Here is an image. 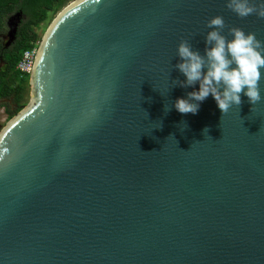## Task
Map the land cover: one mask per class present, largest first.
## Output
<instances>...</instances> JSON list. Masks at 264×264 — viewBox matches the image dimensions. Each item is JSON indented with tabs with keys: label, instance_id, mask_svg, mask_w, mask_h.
<instances>
[{
	"label": "water",
	"instance_id": "obj_1",
	"mask_svg": "<svg viewBox=\"0 0 264 264\" xmlns=\"http://www.w3.org/2000/svg\"><path fill=\"white\" fill-rule=\"evenodd\" d=\"M217 15L264 40V19L226 0L59 12L0 132V264H264V99L175 108L200 87L174 85L178 45L203 54Z\"/></svg>",
	"mask_w": 264,
	"mask_h": 264
},
{
	"label": "clouds",
	"instance_id": "obj_2",
	"mask_svg": "<svg viewBox=\"0 0 264 264\" xmlns=\"http://www.w3.org/2000/svg\"><path fill=\"white\" fill-rule=\"evenodd\" d=\"M226 7L241 19L252 15L264 19V0L259 5L254 0H226ZM207 27L211 30L206 34L203 54L187 39L178 45L177 56L181 62L175 67L186 80H175L174 85L188 87L199 83L200 87L199 91L188 93L187 99L178 98L175 108L182 114H196L200 102L210 94L223 114L228 113L233 105L239 107L242 104L241 93L256 105L264 99L260 89L264 40L255 32H245L237 26L228 27L222 15L211 18ZM226 28L232 39L223 34Z\"/></svg>",
	"mask_w": 264,
	"mask_h": 264
},
{
	"label": "trees",
	"instance_id": "obj_3",
	"mask_svg": "<svg viewBox=\"0 0 264 264\" xmlns=\"http://www.w3.org/2000/svg\"><path fill=\"white\" fill-rule=\"evenodd\" d=\"M9 1H12L13 3L12 9L16 5H19L20 8L24 9L28 13L29 17L32 16L33 18L31 22L34 24H29L26 29V33L22 37L19 57L15 62L16 66L27 49L38 46L37 44L40 43L42 35L39 30L37 31L36 25H39L40 28L41 23L46 21L50 17L51 13H58L71 0H0V5ZM11 76L12 77L9 82H0V100L3 99L4 96L10 98V102L7 100L0 103V105H9L7 109L9 114L12 113L13 106H22L30 83V74H22L21 71H17V73H14Z\"/></svg>",
	"mask_w": 264,
	"mask_h": 264
},
{
	"label": "flooded vegetation",
	"instance_id": "obj_4",
	"mask_svg": "<svg viewBox=\"0 0 264 264\" xmlns=\"http://www.w3.org/2000/svg\"><path fill=\"white\" fill-rule=\"evenodd\" d=\"M12 7V1L0 5V82H9L11 75L20 71L18 65L15 66L20 53V43L29 24L34 25L31 22L33 17H29L24 9L19 5L13 9ZM18 13L19 16L14 17ZM36 29L39 30V25H36ZM7 100L10 101V98L4 96L0 103ZM2 106L7 112L9 105Z\"/></svg>",
	"mask_w": 264,
	"mask_h": 264
},
{
	"label": "rangeland",
	"instance_id": "obj_5",
	"mask_svg": "<svg viewBox=\"0 0 264 264\" xmlns=\"http://www.w3.org/2000/svg\"><path fill=\"white\" fill-rule=\"evenodd\" d=\"M72 1V0H71ZM70 1V2H71ZM65 7V6H64ZM63 7V8H64ZM62 8V9H63ZM61 11V10H60ZM59 11V12H60ZM58 13H51L50 14V17L41 23V26L39 28V31L41 32V38H40V42L42 41V38L46 32V30L48 29L49 25L53 22V20L56 18V16L59 14ZM39 45V44H37ZM31 84L29 83V89L27 90V94L23 100V103H22V106H18V105H15L13 106L12 108V113H8V112H5L4 110V107L2 105H0V132L3 130V128L7 125V123L21 110L23 109L27 104L30 103L31 101ZM10 102V101H8ZM18 106V107H16Z\"/></svg>",
	"mask_w": 264,
	"mask_h": 264
},
{
	"label": "built area",
	"instance_id": "obj_6",
	"mask_svg": "<svg viewBox=\"0 0 264 264\" xmlns=\"http://www.w3.org/2000/svg\"><path fill=\"white\" fill-rule=\"evenodd\" d=\"M38 49H39V45L34 46L30 49H27L23 53V55H22V57L18 63V69L21 71L22 74H31L32 73V71L35 67Z\"/></svg>",
	"mask_w": 264,
	"mask_h": 264
}]
</instances>
